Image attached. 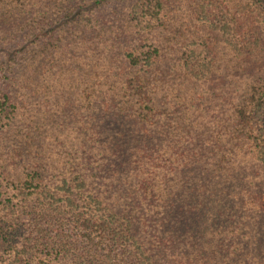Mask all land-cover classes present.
Here are the masks:
<instances>
[{
    "label": "trees",
    "instance_id": "obj_1",
    "mask_svg": "<svg viewBox=\"0 0 264 264\" xmlns=\"http://www.w3.org/2000/svg\"><path fill=\"white\" fill-rule=\"evenodd\" d=\"M0 264H264V0H0Z\"/></svg>",
    "mask_w": 264,
    "mask_h": 264
}]
</instances>
